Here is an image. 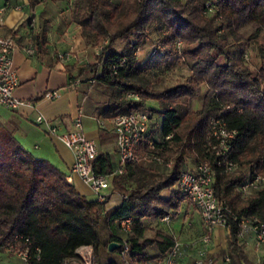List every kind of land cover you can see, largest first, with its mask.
Masks as SVG:
<instances>
[{"label":"trees","instance_id":"16d2710c","mask_svg":"<svg viewBox=\"0 0 264 264\" xmlns=\"http://www.w3.org/2000/svg\"><path fill=\"white\" fill-rule=\"evenodd\" d=\"M208 2L214 9L211 13H206ZM71 20L80 26L83 39L91 41L94 48L103 47L96 61L82 67L76 77L90 73L100 87L108 90L99 116L112 121L116 115L144 108L147 100H157L162 115L159 134L172 138L163 144L155 141L153 149H146L145 140L138 147V154L141 161L150 162L153 154L161 156L163 163L153 161L159 165H167L173 154V163L164 176L141 161L127 165L117 175L113 174L110 155L99 154L93 162L94 173L111 175L113 190L123 196L117 208L105 213V201L87 200L68 182L69 175L61 167L25 148L14 131L0 121V246L15 233L29 237L40 249L39 260L30 264H61L62 259L73 257L74 250L81 245L93 247L95 264L101 255H106L103 264L161 261L175 241L160 232L146 238L142 219L178 208L183 200L176 192L165 202L159 193L174 186L183 159L189 155L197 164H211L215 194L228 208L229 235L224 256L230 264L246 260L239 244L241 221L255 218L264 223V188L242 197L237 186L254 173L264 175V62L254 73L243 57L238 62L232 57L218 60L220 52L229 47L224 33L227 24L250 23L255 32L264 31V0H122L120 4L111 0H76ZM152 26L161 33L153 57H172L170 65L178 59L192 61L187 83L159 90L147 81L133 79L145 70L135 66L134 54ZM133 36L135 42H128V54L113 48L118 40ZM178 42L181 50L177 49ZM127 56L130 59L126 60ZM201 85L212 93L231 92L235 95L232 103L241 108L239 112L225 114L227 128L237 132L232 149L224 158L238 168L235 173L236 168L227 172L217 166V158L205 146L208 120L216 112L189 111V100L199 96ZM128 95H136L137 99ZM154 204L160 205L161 210L156 211ZM123 219H130L126 257L118 249L108 250L109 243L123 241L118 236ZM153 245L159 250L156 257L149 255L148 248ZM260 264H264V259Z\"/></svg>","mask_w":264,"mask_h":264},{"label":"crops","instance_id":"0c3cea01","mask_svg":"<svg viewBox=\"0 0 264 264\" xmlns=\"http://www.w3.org/2000/svg\"><path fill=\"white\" fill-rule=\"evenodd\" d=\"M62 1L66 0H0L2 23L0 34L13 37L16 42L13 61L19 85L14 90L13 96L20 100L35 101L47 89H60V96L52 101L39 100L34 102L35 104L22 105L15 111L0 108V121L14 131L16 138L25 148L61 167L69 175L68 182L74 185L87 200L94 201L95 196L90 186L77 174L71 173L72 153L46 133L45 125L35 123L36 117L41 115L51 125L57 127L59 132H66L73 129L75 117L80 115L85 135L97 142L99 154L110 155L114 168H117L119 158H117L113 129L107 134L105 128L98 124L106 100L99 101L92 97L90 84L85 81L86 79H82V83L76 87L68 86L70 78L78 77L75 73L76 67L82 64V57L85 56L86 51L80 26L71 20V16L70 20L62 21V14H56L52 10L55 3ZM121 1L116 4H120ZM29 45L35 51L32 55L24 51V47ZM59 54L68 55L67 60L59 62ZM151 101L158 104L155 113L160 116V121L156 124L159 131L162 120V115L159 114V102L147 100L146 103ZM103 121L105 125L111 122ZM172 151L173 149H170L169 153ZM173 158L172 154L167 163L170 165L154 163L153 169L161 172L158 173L161 176L166 175L171 169ZM140 163L148 166L150 161ZM196 165L194 158L187 155L183 159L181 170L192 171ZM174 192V186L163 189L159 193V198L164 202L168 201ZM103 193L106 195L105 213H110L122 203L123 196L113 190L111 180L110 187ZM154 209L160 211L161 206L154 204ZM195 210L190 203L183 200L177 209H171L165 215L144 217L142 219L146 228L144 236L149 239L154 232H160L175 242H183L187 248L199 240L205 229L201 216ZM228 235L229 230L224 227L213 228L210 242L212 248L209 253L215 255L226 250ZM118 236L121 240H126L127 233L120 230ZM253 237V233L249 231L244 237H240L239 244L248 246L253 241ZM148 251L152 257L159 254L156 245L149 247ZM162 260L163 257L161 261L153 259L146 264H162ZM17 261L23 264L21 258L9 256L0 250V264H16ZM178 264H187L186 258L180 260Z\"/></svg>","mask_w":264,"mask_h":264},{"label":"built area","instance_id":"2783aa9c","mask_svg":"<svg viewBox=\"0 0 264 264\" xmlns=\"http://www.w3.org/2000/svg\"><path fill=\"white\" fill-rule=\"evenodd\" d=\"M213 11L211 2H208L206 4V13ZM176 46L178 50H181V42H178ZM15 47L16 42L13 37L0 34V108L8 111H15L20 109L22 105H31L36 102L34 100L16 99L13 96L14 90L19 85L13 61ZM102 48L99 46L96 49L97 55L100 54ZM155 48H158V45H155ZM155 48L153 53H155ZM33 49L31 45L24 47V51L28 55L34 54L35 51ZM67 58L68 55H58L59 62H64ZM244 60H247L246 55L244 56ZM85 81L92 84L95 83V78L91 76L88 79L86 78ZM81 83V78H72L68 86L73 88ZM214 93L217 94L218 90L214 91ZM59 96L60 89H47L37 98L39 100L52 101ZM214 96L219 108L215 111L216 114L208 120L209 136L205 146L208 152H211L217 158V166H222L227 172H233L236 166L224 158L232 149L237 132L227 128L225 114L228 111L239 112L241 108L234 103L222 104L219 102L218 95ZM128 97L137 99L136 95H128ZM80 117V115L75 117L73 129L66 132H59L57 127L51 125L41 115L36 117L35 123L45 125L46 133L72 153L73 163L71 173L77 174L84 183L90 186L95 196L94 201L104 202L106 195L103 191L110 187V179L107 175L94 173L93 162L99 156V148L97 142L94 139L88 138L83 132V124ZM111 122L115 135L117 158H119L118 166L113 174H122L127 165L138 164L141 161L138 154V147L145 140L148 141L146 142V149H153L155 141L163 144L172 138V135L160 136L158 128L156 127L155 118L145 108L116 115ZM98 124L102 128L106 127L103 120H99ZM151 158L157 163H163V158L157 154H153ZM167 165H170V163ZM262 188H264V175L259 173H254L237 186V190L242 197L253 195ZM174 191L182 200L190 203L201 216L205 227L202 242L206 246L211 242L213 228L221 226L228 229V208L215 194L214 173L208 161L198 163L192 171L182 170L177 182L174 184ZM241 223L242 230L239 237L244 232L251 231L256 241L264 244V223H260L255 218L244 219ZM120 228L123 232L127 233L130 229V219H123L120 223ZM125 241H121L122 243L118 248L119 254L122 257H126L129 253V246ZM0 250L9 254V256L12 255L21 258L23 264H30L32 261H38L40 258V249L38 246H34L29 237L19 233H15L11 238L5 240L2 246H0ZM181 255L182 245L179 242H175L163 256L162 264H178ZM94 256V249L91 245H81L74 250L73 257L62 259L61 264H95ZM203 262L204 260L200 258L196 261V264H203Z\"/></svg>","mask_w":264,"mask_h":264},{"label":"rangeland","instance_id":"374dc122","mask_svg":"<svg viewBox=\"0 0 264 264\" xmlns=\"http://www.w3.org/2000/svg\"><path fill=\"white\" fill-rule=\"evenodd\" d=\"M118 1L119 0H111V2L114 4H116V2ZM184 1L186 0H183V2ZM75 2L76 0H66L55 3V7H53L52 10L56 14H62V21L66 22V20H70L71 15L69 14H71ZM224 28V33L228 39L229 47L220 52L221 56L219 57L218 61L223 62L226 59L232 57V60L234 62H238L241 61L246 55L247 60H244L245 64L249 66V68L254 73H257L262 64V60H264V31L255 32V27H253V25H251L250 23H240L238 25L229 23ZM156 30L157 29L155 26H152L149 29L147 37L144 38V43L134 54V60L136 61L135 66L143 67L145 68V70H143L142 73L140 72L134 75L133 79L137 82L147 81L155 89L159 90L169 89L170 87L173 88L176 85L187 83L188 79L191 76V60L178 59L173 65H170L171 61L174 58H164L163 55H159L158 57L152 56L155 45L161 39V33ZM128 42H130V44H133L135 42V36L129 38L128 40H118L117 42H115L113 48L119 53L128 54ZM84 45L86 51L85 56L82 57V64H78L77 66L79 67H76L75 71V73L78 75L82 67H86L87 65L92 64L96 61V49L98 47L94 48L92 46L93 43L91 41H86L85 39ZM128 59H130L129 56H127L126 60ZM90 77L91 74L87 73L81 75L80 78L88 79ZM90 92L92 97L95 100L99 101L106 100L107 95L109 94L107 89H104V87L102 86L100 87V85H98L97 83L90 84ZM214 95H218L219 102H221L222 104L232 103L235 101V95L227 90H218V93L215 94L214 91L212 93V91L207 90L204 85H201L199 96L189 100V111L194 112L201 109H204L209 113L217 111L219 105H217ZM151 104L155 105V107ZM156 105L158 104L155 101L148 102L145 104V109L152 113L157 124L160 121V116L155 113L157 112ZM104 131H106L107 134L112 131V122H108ZM149 165L152 166V168L155 167L154 162H150ZM237 170L238 168H236L234 173L237 172ZM247 233H249V231L244 232L242 237H244V235ZM204 234L205 229L203 235L198 238L199 240L194 244L189 245L187 248L184 246L185 244L183 242L180 243L182 245V255L180 257V260L186 258L187 264H196V261L201 258L204 260L203 264H230L231 262L228 260L227 256H224L223 251L215 255L209 253L212 246L210 244L206 246L202 242ZM241 247L243 248V251L246 255V260L242 262L234 261V263L232 264H260L262 259H264V244L258 243L255 237H253V241L248 246L241 244ZM103 257H106V255H104ZM103 257L101 255L97 258V264L104 263ZM16 264H19V262L17 261Z\"/></svg>","mask_w":264,"mask_h":264},{"label":"water","instance_id":"95a60500","mask_svg":"<svg viewBox=\"0 0 264 264\" xmlns=\"http://www.w3.org/2000/svg\"><path fill=\"white\" fill-rule=\"evenodd\" d=\"M120 247V244L119 243H116V242H111L109 243L108 245V250L109 251H114L115 249H118Z\"/></svg>","mask_w":264,"mask_h":264}]
</instances>
